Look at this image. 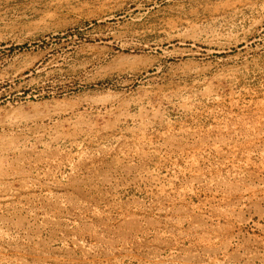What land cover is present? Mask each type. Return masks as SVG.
<instances>
[{"label":"rangeland","instance_id":"374dc122","mask_svg":"<svg viewBox=\"0 0 264 264\" xmlns=\"http://www.w3.org/2000/svg\"><path fill=\"white\" fill-rule=\"evenodd\" d=\"M0 264H264V0H0Z\"/></svg>","mask_w":264,"mask_h":264}]
</instances>
